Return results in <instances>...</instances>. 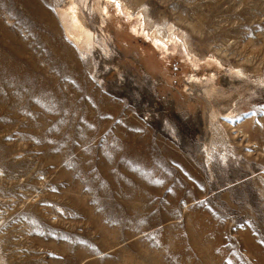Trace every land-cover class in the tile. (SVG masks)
I'll use <instances>...</instances> for the list:
<instances>
[{
    "label": "rangeland",
    "instance_id": "rangeland-1",
    "mask_svg": "<svg viewBox=\"0 0 264 264\" xmlns=\"http://www.w3.org/2000/svg\"><path fill=\"white\" fill-rule=\"evenodd\" d=\"M0 264H264V0H0Z\"/></svg>",
    "mask_w": 264,
    "mask_h": 264
},
{
    "label": "bare ground",
    "instance_id": "bare-ground-1",
    "mask_svg": "<svg viewBox=\"0 0 264 264\" xmlns=\"http://www.w3.org/2000/svg\"><path fill=\"white\" fill-rule=\"evenodd\" d=\"M68 18H69L70 25H71V28H72V32H73L72 34L74 35L75 39L76 38H78V39H81L82 38L83 39V42L92 39V35H91L90 30L85 29L82 26V24L79 21V19H77L76 17H71V18L68 17Z\"/></svg>",
    "mask_w": 264,
    "mask_h": 264
}]
</instances>
